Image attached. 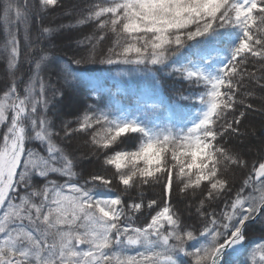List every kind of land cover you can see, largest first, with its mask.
<instances>
[{
	"label": "snow or ice",
	"instance_id": "snow-or-ice-1",
	"mask_svg": "<svg viewBox=\"0 0 264 264\" xmlns=\"http://www.w3.org/2000/svg\"><path fill=\"white\" fill-rule=\"evenodd\" d=\"M0 264H264V0H0Z\"/></svg>",
	"mask_w": 264,
	"mask_h": 264
},
{
	"label": "trees",
	"instance_id": "trees-1",
	"mask_svg": "<svg viewBox=\"0 0 264 264\" xmlns=\"http://www.w3.org/2000/svg\"><path fill=\"white\" fill-rule=\"evenodd\" d=\"M83 31H84V33L86 34V33L88 32V29H84ZM58 42H59V41H58ZM85 151H87V149H85Z\"/></svg>",
	"mask_w": 264,
	"mask_h": 264
}]
</instances>
